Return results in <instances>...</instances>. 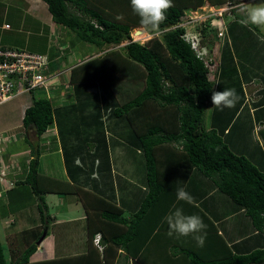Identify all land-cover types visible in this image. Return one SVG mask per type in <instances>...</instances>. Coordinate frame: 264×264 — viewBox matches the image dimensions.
<instances>
[{
  "label": "trees",
  "instance_id": "1",
  "mask_svg": "<svg viewBox=\"0 0 264 264\" xmlns=\"http://www.w3.org/2000/svg\"><path fill=\"white\" fill-rule=\"evenodd\" d=\"M42 1L54 23L99 49L130 40V25L140 24L135 13L130 15V0ZM205 1L219 7L228 0H173L174 7L167 11V19L160 26L162 35L152 36L145 43L128 41L125 56L112 51L110 63L96 56L73 67L69 101L61 100V93L53 95L55 100L46 97L43 90L28 93L32 99L24 109L22 126L34 130L36 144L27 139L31 158L25 177L15 184L30 186L37 198L40 225L15 235L17 249H4L0 241V264H115L119 249L126 257L146 264L144 252L158 235L164 213L177 202L179 188L197 203L209 193L222 194L235 213L247 218L251 229L244 232L248 235L246 243L240 240L231 244L232 248L218 235L226 253L211 259L183 247L171 246L166 254H183L192 264H264V163L252 158L256 152L263 158L264 146L246 135L255 122L264 123V55L258 54L251 39L260 31L242 23L238 9L245 0H229L234 18L226 23L217 68L210 73L183 38L184 28L178 26L184 9L196 8ZM114 11L126 16L128 22L115 20ZM210 17L219 20L216 15ZM209 21L205 19L201 29L210 42L206 35L212 30ZM214 35L217 37V32ZM238 57L251 63L252 78L261 76L263 81L251 104L245 101L243 89V84L252 79L246 76L250 70L242 67ZM115 73H124L131 80L142 79V87L133 95L125 93L115 85L120 78ZM224 89H235L239 100L235 107L221 110L213 105L211 96ZM207 109L209 120L205 124ZM49 128L56 131L65 180L51 178L38 169L41 136ZM257 133L264 139V129ZM125 156L129 159L126 164L122 160ZM119 163L143 174V187L139 186L143 189L137 199L130 201L123 196L125 200L118 205L112 177ZM40 178L45 180L42 187L37 186ZM49 179L56 186H45ZM128 183L123 178L118 186L127 193ZM77 191L82 192L79 195L87 214L86 251L29 263V256L39 245L36 240L42 233L40 228L46 227V237L47 224L52 221L44 192L61 196ZM187 205L200 210L194 203ZM96 235L99 246L93 242ZM235 244L249 246L241 253Z\"/></svg>",
  "mask_w": 264,
  "mask_h": 264
},
{
  "label": "crops",
  "instance_id": "2",
  "mask_svg": "<svg viewBox=\"0 0 264 264\" xmlns=\"http://www.w3.org/2000/svg\"><path fill=\"white\" fill-rule=\"evenodd\" d=\"M2 1H4V3L2 2V4L5 7L2 10L5 13V15H3V18L8 17V14L9 15L11 14L12 18H14L15 20V25H14L15 29L10 26L6 28L5 24H8V23H3V24L1 23L0 26L3 27L4 30L13 29L17 34L21 33L24 35L23 40H21L18 45L11 44V45H8V47H20V48L24 47L25 48L29 46L35 49H29V50L25 49V50L30 51V52H38V53L47 52L46 54L48 55H50L49 53H53V55L49 56L51 70L59 69L61 66L60 64L66 63L67 60L71 59L72 57L74 58L76 54H78L75 50L73 51V49L71 50L70 48H67L69 43L67 39L68 37L66 36L67 34L66 31L56 28L55 23L52 20H51L52 21L51 25H48L47 23H41L39 17L40 15H44L45 13L43 9V5L41 4V3H44L42 0H17L18 2H13L12 0H9V1L2 0ZM8 2L12 4L10 5L8 4ZM247 3H248V0H245V2L243 1V4L247 5ZM50 19H51V16H50ZM262 34L264 35V31H260L258 35L254 34L253 37L251 35V39L255 43L254 48L255 50L258 51V54L264 55V52H262L264 50V37ZM254 36H255V41H254ZM220 40H221V43H220L221 45L222 39ZM41 48H44V50L46 51L40 50ZM86 48L90 49L89 46H87ZM67 49L68 51H66ZM62 50H65V52ZM219 56H220V46H219L217 64L219 61ZM88 60L90 59H84L80 61L78 64L77 63L76 64L80 66L81 64H83L84 62ZM240 61L242 63V67L243 66L247 67L250 70L251 63L249 61L243 62L241 59ZM73 67L74 66H72V68ZM257 71L259 72L261 71V69H257ZM248 74L249 75H246V76H249L251 79L253 76L251 70L248 72ZM261 75L264 76V65L262 67ZM260 77L259 78L253 77L251 81H248L243 84V89L245 92V101L248 104H251L252 101L256 100V98L258 97V95L256 94V91L259 90L261 87H263V81L261 80ZM252 83H256L255 88L253 89V91H251V95H248L246 88ZM65 84H68V83H65ZM27 106L28 105H26L24 109ZM23 113L24 111H22L21 113V116H20L21 120H22ZM263 129H264V123L255 122V124L253 125V130L252 131L247 130L246 135L247 137H250V139L253 138L254 140H258L259 144L263 143L262 146H264V139H261V137L257 133L258 130H263ZM49 130H51L49 132H50V137H52L53 140L52 138L45 140L44 137L46 135V132H48V130H46L41 136L42 139L44 140L43 142L40 141V144L51 142V141L55 143V141H57L56 139H54V136L56 134L55 129L50 128ZM23 131L21 132H22V135L24 136L25 144H27V149H28L27 151L22 150V152H19V151L13 152V150L15 149V146L14 148L5 147L4 144L8 142L5 139H2V137H0V208L1 206L7 207V213L10 214L9 216H14V215L19 216L18 220L16 219V217H14V219L13 218L6 219V218H3L4 216L0 213V222L2 226H5V227H9L11 224H16L20 222V225H16V231L13 234H10L9 236H7V239L8 238L10 239V243L7 242L8 247H6L5 249H8L12 247L13 244H15V235L19 233L22 229L37 228L40 225L39 220H38L37 198L35 196L28 195L29 190L28 188H26V186L22 185V188L25 189V191L27 192V197L30 199L29 203H24V204L21 203V205H19L18 208L16 209L15 205H13L15 204V201L11 202L9 196H7V193L15 189V187L12 188L13 184H15V181L22 180L25 177L26 172H27V163L29 159L31 158V155H30L31 147L29 146L30 143L28 142L30 141L28 138V133L25 131V129ZM7 136H8L7 139H9V141L10 139L12 141L15 140L13 138V135L7 134ZM3 141H6V142H3ZM32 143L33 145H35L36 141ZM40 151H41V154H40L38 169L40 170V172L45 173L44 169L47 167L45 166H43V168L41 167L42 159L44 157L49 156L51 153H56L57 150H53V152L52 150H50L47 153L46 152L44 153L40 146ZM58 153H60L59 148H58ZM256 153L252 154L253 155L252 158H254V160H257V158H260L259 163L260 162L264 163V157L262 158V155L260 154V152H256ZM51 155L54 156L55 154H51ZM58 155H55V156H58ZM19 159H21V161H17ZM261 159H263V161H261ZM5 160H7V162ZM124 164H126V162H124ZM119 165H120L119 167H116V166L114 167L113 177H112L113 185L115 186L114 187L115 202L118 205L121 204L123 200H125L123 196L129 197L130 201L137 199L139 195L141 194L140 193L141 190L143 189L139 187V186L143 187V174L139 171L138 173L133 172L132 167L127 169L125 165L121 163H119ZM49 170L50 172L48 174L50 176L59 178L61 180H65L66 172L64 169V164L62 163L61 156L59 159L56 158L54 162L50 163ZM123 178H125L129 182L128 183L129 188L127 187V189L130 190V192L125 193V190L123 191V188L118 186L123 181ZM196 191H198V189ZM43 198H44L45 203L47 204V199L44 197V195H43ZM57 200L59 204L61 202L63 203L64 197L57 196ZM197 202L198 201L196 202L194 201L193 203L199 207L200 209L199 211L195 209L192 210V208H190V206H188L186 203L177 201L176 203L174 202L171 208H169L164 213L158 225L160 227L159 228L160 230L158 231L159 232L158 235L151 243L148 244L146 248L147 250L144 252V255L146 258V264H192L190 259H188V257L183 256V254L180 256L176 254L175 255L166 254V251L168 250L170 251L172 247L173 248L183 247V248H186L187 250L194 252L195 254H197L198 256L204 259H211L215 256L223 255L224 253H226V250L224 246L221 244L218 238V235H221L224 238L226 244L230 247L232 246L231 244L238 243L240 240L243 241L245 240L244 238L248 236L247 234H244L245 231L248 232L251 229L250 223L247 221V218L244 217L241 213H238V211L237 213H235L236 210L227 200L223 198L222 194L209 193V195H207V197H205L201 203H197ZM176 207H182L185 214L199 215L203 219L204 223L207 224L208 226L207 235H206L205 243L203 247L198 246L196 241L191 236H187V237L181 236L177 238L175 235L170 237L167 234L169 231V227H168V224L165 222L164 217L167 214L171 213ZM190 209L192 211H190ZM200 211L203 212V215L200 213ZM86 215L87 214L85 213V216H83L81 220L85 221ZM5 216H8V215H5ZM50 217L52 218V221H50L52 226L54 224L57 225L58 221L63 223L64 222L63 220L65 219V218L56 219V216H50ZM206 217L212 221L213 226L209 223ZM86 223H87V220H86ZM86 225L87 224L85 225L82 224V228L85 227V230H86ZM49 227H50V224H49ZM83 233H84V236L86 237V231ZM43 240L39 243V245L37 246V249L29 256V263L42 262V261H47V260H51L55 258H61L65 256H72V255L80 254V253H72V254H67V255H61L57 252L56 245L52 243V239L50 240V243H48L49 246H45V247H42ZM244 242L246 243V240ZM235 245H236V249L237 248L239 250L242 249L240 250L241 253H243L244 249L249 246L248 244H244V245L240 244V246H237V244ZM233 249L235 250V248ZM118 252L119 253L117 255V260L115 264H135V262H137L135 258L126 257L124 252L121 249H119ZM8 259H10V257Z\"/></svg>",
  "mask_w": 264,
  "mask_h": 264
},
{
  "label": "rangeland",
  "instance_id": "3",
  "mask_svg": "<svg viewBox=\"0 0 264 264\" xmlns=\"http://www.w3.org/2000/svg\"><path fill=\"white\" fill-rule=\"evenodd\" d=\"M9 1V0H7ZM13 2H18L17 0H12ZM2 2L4 3V1L0 0V25L1 23H8V25L10 27H13L15 29V20L14 18H12L11 14H8V17H4L3 15H5V13L2 11L5 7L2 4ZM7 3V2H6ZM8 4H12L9 3ZM43 5V9H44V15H40V21L41 23H47L48 25H51V19H50V14L47 11V8L45 6L44 3H41ZM230 3H226V5H228ZM248 7H255V6H264V0H248L247 5ZM221 8L223 7H227L228 6H224V4L222 6H220ZM227 8H224L227 9ZM116 9V8H115ZM118 10V9H116ZM115 10V11H116ZM115 20L119 21V22H128V19H126V16L122 15V13L120 12H115ZM214 10L212 9V7H209V5L206 3V1L201 5L198 6L196 8H186L183 10V15L181 16V24L182 26H184L185 28V32L186 33H190L193 28L197 27L199 28V32L200 35L202 36V38L206 41V43L209 45L206 50H207V55H211L212 57V62L213 64L217 62L218 59V52H219V46L221 43V40L218 39L214 34L216 33V28H214V26H218L219 24V20L216 22L215 19H212L213 17H210L211 15L209 14L210 12H213ZM225 12V11H223ZM222 12V16H221V20L222 21H228L232 19V16L229 14V11H226V13ZM131 16L134 15V12H132V14H130ZM117 16H123V20H118ZM14 17V16H13ZM209 19V27H212L211 31L206 32L207 38H209V40H211V44L209 41L206 40V36L205 34L202 32V25L200 22L204 21L205 19ZM219 18V17H218ZM199 25H198V24ZM211 23V24H210ZM56 28L64 30L67 32L66 36L68 37V43L69 45L67 46V48H70L71 50L73 49V51L75 50L78 54H76V56L69 60H67L66 63H62L60 64V68H63V65H67V66H78L77 64L84 60V59H91L93 57L96 56H103L106 59V64L110 63L109 62V58L111 57L110 53L113 51H117L119 52L121 55L125 56V51H124V46L128 43V41H138L140 43H145L150 37L152 36H156V34H152L149 33L147 31H145L141 25H130L131 29L129 31V37L130 40H124L122 41L120 44L117 45H112V44H105L103 46V48L99 49L96 46H94L93 44H89L87 42L81 41L77 38V36L75 35L74 32L70 31L69 29H67L66 27L62 26V25H58L55 23ZM24 35L21 33H16L13 29L11 30H4L3 27L0 26V46H8V45H18L19 42L21 40H23ZM64 36V35H63ZM10 44H8V43ZM87 46H89L90 49L86 48ZM28 47V48H27ZM27 47H23L24 49H35V48H31L29 46ZM69 49V50H70ZM40 50L42 51H46L44 50V48H41ZM37 51V50H35ZM65 52V50H62ZM68 51V49L66 50ZM109 51V52H108ZM108 52V54L106 53ZM47 53V52H46ZM50 55H53V53H49ZM49 55V56H50ZM60 55V54H59ZM90 57V58H89ZM50 58V57H49ZM77 63V64H76ZM76 65V66H75ZM81 71L77 72L80 73ZM71 71L65 72L62 75L59 76V78L57 79L58 84L56 83V86L53 87V90L51 92H49V94L51 95L52 100H55L56 98H53V95L56 96L57 93H61V100H70L71 94H70V85L69 84H65L69 82V75H70ZM115 76L120 77L119 79H117L115 84L116 86H119L121 88V90H123L125 93H130V95L135 94L141 87H142V79L138 78V79H133L131 80V78H126V75L124 73H115ZM255 84L256 83H252L251 85L247 86L246 91L248 95H251V91H253V89L255 88ZM257 86V85H256ZM69 88V89H68ZM55 93V94H54ZM124 96V95H123ZM31 99L32 97L28 94H24V95H20L17 96L13 99H11L10 101L0 105V137H2V139H5L8 143H5L4 146L8 147V148H14L13 152H22V150H28L27 149V144H25L24 141V136L22 135V132L25 128L22 126L21 122V113L22 111H24V107L26 105H29L31 103ZM209 109H207L205 111L204 114V123L206 124L209 120ZM50 129V128H49ZM48 129V132H46L45 135V140L46 139H50L52 137H50V132L51 130ZM25 131L28 133V138L30 141L34 142L36 140L35 137V133L31 128L25 129ZM20 132V133H19ZM24 133V131H23ZM7 134L8 135H13V138L15 140H11L9 141V139H7ZM54 139H56V137L54 136ZM42 140V139H41ZM44 140V139H43ZM53 140V138H52ZM3 141V142H6ZM58 141H55V143L51 142H47V143H42L41 149L43 150V152L47 153L48 151L52 150H57L56 153H51V154H55V155H60V153H58ZM2 145V144H1ZM132 152V150L130 151V153ZM134 152H132L133 154ZM49 155L47 157H44L42 159L41 162V167L43 168V166L47 167L45 168V173L48 174L50 172L49 170V166L50 163L54 162L56 160V158H60V156H53V155ZM130 156H132L131 154H129ZM8 159V157H7ZM122 160L124 162H127L126 160L127 157L125 156L124 158H122ZM7 162V160H5ZM17 161H21V159L17 160ZM43 170V171H44ZM20 177V176H19ZM18 177V178H19ZM51 177V176H50ZM49 177V178H50ZM52 178V177H51ZM45 180L41 179L38 181L37 186H41L43 185V182ZM63 186L65 185L64 183L62 184ZM45 186H56V182L52 179H49L48 181L45 182ZM15 187L14 190L10 191L9 193H7V196H9L10 201L13 202L15 201V208L17 209L19 205H21V203H29L30 199L27 197V192L25 191V189L22 188V185H16L13 184L12 188ZM9 188V187H7ZM26 188H28L29 193L28 195H32L35 196L32 191L30 186L26 185ZM23 193V194H22ZM81 191H77L76 193H65V194H61V197H64V202L62 203H58L57 200V196L60 195L57 192H52V193H48V192H44V197L47 199V213H49L50 216H56V219H62L65 218L63 221V223L58 221L57 225H53L51 224V222L49 221L48 225V236L45 237V239L43 240L42 243V247L45 246H49L48 243H50V240L52 239V243H54L56 245V250L59 254L61 255H67V254H72V253H82L86 251V237L84 236L85 227L82 228V224L85 225L86 224V220H81L83 216H85V202L84 199L81 198ZM25 195V196H24ZM12 205V206H13ZM6 208V210H5ZM14 209V210H16ZM0 213L4 216L3 218L9 219V218H13L16 217V219L18 220L19 216L14 215V216H9L10 214L7 213V207H2L0 208ZM8 215V216H5ZM24 217V216H23ZM11 224V223H10ZM50 224V227H49ZM16 225H20V222L16 223V224H11L9 227H5L2 226L1 222H0V241L2 243V245L4 246V249L6 247H8L7 242L10 243V239H7V236H9L10 234H13L16 231ZM82 228V229H81ZM43 228H40V231H42ZM9 232V233H7ZM12 232V233H10ZM41 235V234H40ZM52 236V237H51ZM12 246V244H11ZM53 246V245H52ZM12 248L17 249V245L16 243L13 244Z\"/></svg>",
  "mask_w": 264,
  "mask_h": 264
},
{
  "label": "clouds",
  "instance_id": "4",
  "mask_svg": "<svg viewBox=\"0 0 264 264\" xmlns=\"http://www.w3.org/2000/svg\"><path fill=\"white\" fill-rule=\"evenodd\" d=\"M130 3H131L132 11L139 17L140 25L145 31L152 33V34H156V35L163 34L160 32V26L167 19V16H166L167 11L170 8L174 7L173 0H130ZM207 4L209 5V7H214L213 5H210L209 3ZM225 4L226 2L224 3V5ZM232 6L233 5H231L229 9H225L224 10L225 12L223 13H226V11H229V14L232 16V19H233L234 16L232 15L230 11ZM238 13L241 15L242 23L245 26L251 24L255 26L256 28H258L260 31H264V6L248 7L242 2L238 9ZM117 19L123 20L124 18L123 16H117ZM219 21L220 22L218 26H214V28H216V32H218L221 26V21H222L221 18H219ZM229 21L230 20H228L227 22L225 20L223 21V24L225 25V29H226V23H228ZM202 22L200 23L202 24ZM180 24L181 23H178V26H182ZM182 27L184 28V26ZM184 33H186L185 28H184ZM189 34L197 37L202 47H204L205 49L209 48L206 41L200 35L198 27L197 29L193 28V30ZM217 38L222 39L223 36L219 37L217 35ZM132 41H135V40H132ZM187 42L190 44L189 41ZM191 49L193 50L195 54L194 49L192 47ZM216 68H217V62H216ZM211 100H212L213 105L216 108H220L221 110H223V108L235 107L236 103L239 100V96L237 95L235 89H224L223 91H214L212 93ZM176 199L177 201H182L187 204H193L194 202V198L191 196V194L188 193L183 188H179L177 190ZM164 220L168 224L169 231L167 234L170 237L174 235L177 238L181 236H184V237L191 236L196 241L198 246L203 247L205 243V238L207 235L208 226L207 224L204 223L203 219L199 215L185 214L182 207H176L171 213L167 214L164 217Z\"/></svg>",
  "mask_w": 264,
  "mask_h": 264
},
{
  "label": "built area",
  "instance_id": "5",
  "mask_svg": "<svg viewBox=\"0 0 264 264\" xmlns=\"http://www.w3.org/2000/svg\"><path fill=\"white\" fill-rule=\"evenodd\" d=\"M226 3H230L229 1ZM212 7L214 10L210 15L222 16L224 8ZM8 28L9 25L5 24ZM225 25L221 21V26L217 35L223 36ZM183 37L190 42L198 58L203 60L210 73L216 70V63L213 64L211 55L202 47L198 38L189 33H184ZM71 66L65 65L63 68L51 70L50 58L46 53L30 52L20 47L0 46V105L17 96L43 90L46 97H51L49 92L56 86L60 75L71 70ZM93 242L99 246V236L94 237ZM100 248V247H99Z\"/></svg>",
  "mask_w": 264,
  "mask_h": 264
},
{
  "label": "water",
  "instance_id": "6",
  "mask_svg": "<svg viewBox=\"0 0 264 264\" xmlns=\"http://www.w3.org/2000/svg\"><path fill=\"white\" fill-rule=\"evenodd\" d=\"M45 235H46V227L43 228L41 235L36 240V244H39L45 238Z\"/></svg>",
  "mask_w": 264,
  "mask_h": 264
}]
</instances>
